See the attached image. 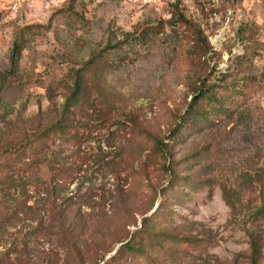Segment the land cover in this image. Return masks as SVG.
Instances as JSON below:
<instances>
[{"label":"rangeland","instance_id":"obj_1","mask_svg":"<svg viewBox=\"0 0 264 264\" xmlns=\"http://www.w3.org/2000/svg\"><path fill=\"white\" fill-rule=\"evenodd\" d=\"M98 55L107 64L88 71L79 113L91 132L42 155L40 176L64 165L69 176L24 190L20 160L0 153L14 177L0 185V264L99 262L155 210L152 234L202 241L170 264H249L248 231L264 264V0L0 1V152L52 123L75 71ZM224 83L238 90L222 106L190 109L201 87Z\"/></svg>","mask_w":264,"mask_h":264},{"label":"trees","instance_id":"obj_2","mask_svg":"<svg viewBox=\"0 0 264 264\" xmlns=\"http://www.w3.org/2000/svg\"><path fill=\"white\" fill-rule=\"evenodd\" d=\"M177 10L178 11L176 12L175 17L179 24L196 34L195 25L184 15L182 11H179V9ZM196 32L198 35L202 34L199 29ZM198 38L200 39V37ZM21 50L22 47L20 43H15L12 49L11 69L17 67L18 57L20 56ZM208 52V47H206L205 55ZM106 64L107 62L103 59L102 55H98L97 57L91 58L80 69H77L74 73L72 90L67 96H65L64 102L60 107L59 116L56 117L52 123H49L44 129L39 131L38 134L31 137L23 144L13 150L10 149L9 151L4 150L0 152L3 159L7 160L12 158L13 160H20L22 166L20 169L21 176L19 177L23 178V181L21 179L20 182L21 185L24 186V190H27L29 184H33L37 188L52 186L55 183V178L59 179L61 177L56 176L58 173L62 174L63 178H67L69 176L67 171L73 170L64 165L52 173L48 171L46 173L43 172V175L41 173L40 176V169H42L43 161H45L43 158L46 157H42V155H45L49 146H52L53 144L59 143L61 145H65L72 143L80 145L81 142L87 138V132H91V123L86 122L85 118L80 116L79 113L83 110L84 104H86L90 97L87 94V90L90 88L88 83L90 82L87 80L95 78V73L89 72L88 75V71H93L94 69L97 71V67L100 66V68H102ZM1 86L2 85H0V90L2 88ZM222 88H226L221 89L222 91H226L219 93L217 88H214L213 85L201 87L195 93L194 99L189 105L190 109L193 110L194 113H201V111H199L200 108L197 106V102L199 100L207 99L210 103H217V105L213 107L215 110V108L222 106L223 103L228 100V93L229 96H231L233 95V91L238 90L237 85H234L233 83H224V87ZM230 88L233 90L230 91ZM54 164V161L49 160L48 166H55ZM45 166L47 165L45 164ZM3 167L6 169L8 165L0 164V185H5L8 183L7 180L9 178H14L13 176L9 177V174L6 175V173H1L4 172L2 169ZM9 168L11 167L9 166ZM58 190H61V188ZM156 212L157 210L143 219L142 226L133 233L131 238L122 243L114 255L108 257L107 259H105L106 255H102L99 262H104V264H119L125 259L124 256L127 253H130L136 259L143 260L146 264H170L175 261L173 253H175V251L177 252L178 250L176 249L180 246L202 242L196 241L192 238L163 233L161 231L158 233L154 232L152 234L151 229L149 228L151 226V222L154 221ZM258 214L264 215V206L259 209L257 215ZM248 235L250 237V253L248 255L249 264H260L262 250L260 239L256 236L254 231H248ZM153 239L156 240V245L152 241ZM159 240L163 242L161 243ZM165 241H169L170 243L167 245V242ZM157 259H163V262L158 261ZM99 262H94L93 264H99Z\"/></svg>","mask_w":264,"mask_h":264},{"label":"built area","instance_id":"obj_3","mask_svg":"<svg viewBox=\"0 0 264 264\" xmlns=\"http://www.w3.org/2000/svg\"><path fill=\"white\" fill-rule=\"evenodd\" d=\"M0 1L13 7H19L27 2H37L41 0H0Z\"/></svg>","mask_w":264,"mask_h":264}]
</instances>
